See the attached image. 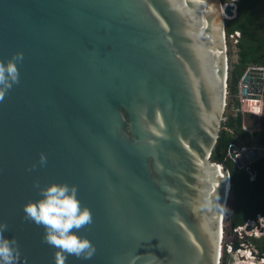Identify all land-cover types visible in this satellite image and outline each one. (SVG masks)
Returning <instances> with one entry per match:
<instances>
[{
  "label": "water",
  "instance_id": "95a60500",
  "mask_svg": "<svg viewBox=\"0 0 264 264\" xmlns=\"http://www.w3.org/2000/svg\"><path fill=\"white\" fill-rule=\"evenodd\" d=\"M234 9L222 0H0V60L23 53L19 82L0 100V224L18 242L19 264H55L43 226L23 211L40 198L37 183L51 182L75 185L93 215L79 234L95 254L66 264H220L230 182L211 156Z\"/></svg>",
  "mask_w": 264,
  "mask_h": 264
},
{
  "label": "trees",
  "instance_id": "16d2710c",
  "mask_svg": "<svg viewBox=\"0 0 264 264\" xmlns=\"http://www.w3.org/2000/svg\"><path fill=\"white\" fill-rule=\"evenodd\" d=\"M237 1V0H233ZM261 0H238L236 16L226 22V32L239 31L238 62L229 74L228 91L231 95L230 106H239L238 83L249 66L264 67V13L255 10L254 3ZM262 22L258 24V18ZM264 101V98H263ZM234 102V103H233ZM248 106V105H247ZM242 116L240 112L226 114L216 148L212 153V160L225 164L231 171L232 189L226 210V220L229 224L227 235L234 227L244 224L248 219L255 218L257 214L264 215V157L255 160L251 167L256 173L254 181L249 180L244 170H237L228 152L231 143L249 145L252 141H245L248 132L241 127ZM253 116V115H252ZM255 119V118H254ZM256 120V119H255ZM255 125L253 138L257 145L264 147V114H260ZM257 249L264 253V237L251 239Z\"/></svg>",
  "mask_w": 264,
  "mask_h": 264
},
{
  "label": "clouds",
  "instance_id": "9594fccd",
  "mask_svg": "<svg viewBox=\"0 0 264 264\" xmlns=\"http://www.w3.org/2000/svg\"><path fill=\"white\" fill-rule=\"evenodd\" d=\"M231 1L232 4L234 2H238V0ZM236 7L237 6H235L234 9V15ZM234 17L235 16H233V18ZM227 35L229 34L226 32V37ZM22 59L23 53L17 52L12 58L8 59L7 62L0 60V100L4 99L6 90L10 89L14 83L19 82V70L17 67V62L21 61ZM245 72H247V69ZM260 73H262V70ZM242 77L240 78L239 85L240 82H242ZM260 84L263 86V81ZM262 86L260 91L258 89V93L260 94H258L256 97L248 96L247 91L246 97L242 96V91L240 93L243 98L250 97L258 100L257 104L249 103L248 105H254L255 108H252L254 113L251 112L250 114L253 116L255 115V118L259 117V109H261L264 104V92L262 90ZM239 89L240 88H238V91ZM237 98L239 100V97ZM240 102L241 100H239V103ZM236 107H240V104ZM238 112L244 115V111ZM236 113L237 112H234L233 114L235 115ZM252 129L255 131V128ZM261 147L263 151H261L259 158L264 157V147ZM40 163L41 165L46 163V157L43 153L40 155ZM36 186L40 193V198L36 199L35 201L30 200L23 205L24 216L26 220L34 223L35 225L43 226V241L56 249L54 252L55 264H66L68 256H74L77 259L83 260L91 259L96 252V246L86 236H81L79 232L81 229H84L86 226L92 223L93 215L87 206L82 207L81 201L77 196V187L66 182H51L44 187H40L37 183ZM5 231H7V224H0V264H19L20 253L18 242L14 237H5Z\"/></svg>",
  "mask_w": 264,
  "mask_h": 264
},
{
  "label": "built area",
  "instance_id": "2783aa9c",
  "mask_svg": "<svg viewBox=\"0 0 264 264\" xmlns=\"http://www.w3.org/2000/svg\"><path fill=\"white\" fill-rule=\"evenodd\" d=\"M233 38V44L238 43L240 33L238 31H233V33L227 35V38ZM260 69L262 73H254L250 81L247 83L240 82L239 88L240 93L242 90L247 91V95L251 97H256L249 91L248 86H254L257 83H261L264 79V68L261 67H248L247 71L251 69ZM257 75V77H255ZM243 97L240 94V100ZM250 98V97H249ZM247 98V99H249ZM242 104V101H241ZM228 105V104H227ZM242 110L240 107H235L234 112ZM226 118L224 119V121ZM242 129L248 132V135L253 137L254 130L252 128L246 127L242 124ZM232 147L236 148L235 158L240 159L244 158L245 162L240 166L236 164L234 158L230 154ZM261 146H258L255 142L250 143L249 145L242 143H231L229 147L228 156L233 161L237 170H244L248 176L249 180L252 181L255 178V171L251 167L252 163L257 160L261 154ZM229 175L230 189L232 187V177L231 171L227 169ZM264 237V215L257 214L255 218L248 219L244 224L234 227V229L227 235L225 221H224V232H223V246L220 257V264H264V253L260 252L257 247L253 245L251 239H260ZM238 243L240 248L233 252L232 244Z\"/></svg>",
  "mask_w": 264,
  "mask_h": 264
},
{
  "label": "rangeland",
  "instance_id": "374dc122",
  "mask_svg": "<svg viewBox=\"0 0 264 264\" xmlns=\"http://www.w3.org/2000/svg\"><path fill=\"white\" fill-rule=\"evenodd\" d=\"M223 3H231L232 1L231 0H222ZM233 4H235V6H237V2H234ZM225 5V4H224ZM254 8L255 10L259 11V13H264V0H261V1H257L256 3H254ZM236 16V11H235V15ZM233 17H228L229 20H231ZM258 24H260L262 22V17L260 15V17L258 18ZM227 49H228V57H229V74L231 72V70L233 69L234 65L238 62V52H239V49H238V46L237 44H233V38H227ZM238 88H239V83H238ZM262 90L264 92V80H263V86H262ZM256 92L255 94H258V91H254ZM260 94V93H259ZM236 97H239V100H240V89L238 91V94L236 95ZM231 100V95L228 91V96H227V107H226V113H225V118L226 117V114H233L234 111H235V107H234V104L230 106L229 104V101ZM258 101V100H256ZM256 101H246V103L244 104V106H242L241 102H240V109L242 110V112L244 111V116H243V125H245L246 127H252V128H255V125L257 126L258 123L257 122V119L258 118H255V115L252 116L250 113L253 112V109L252 108H255L254 105H251V106H247L249 105V103L251 104H257ZM234 103V102H233ZM259 104V103H258ZM263 104V103H261ZM260 110V114H264V104H263V107H261ZM254 113V112H253ZM260 116V115H258ZM256 120H255V119ZM255 124V125H254ZM245 141H254V138L251 137V136H247L246 140ZM240 143H243V141L240 140ZM264 156V154H263ZM224 221H225V227L227 229V227H229V224L227 223V220H226V214H225V218H224ZM226 233H227V230H226Z\"/></svg>",
  "mask_w": 264,
  "mask_h": 264
},
{
  "label": "bare ground",
  "instance_id": "6f19581e",
  "mask_svg": "<svg viewBox=\"0 0 264 264\" xmlns=\"http://www.w3.org/2000/svg\"><path fill=\"white\" fill-rule=\"evenodd\" d=\"M207 8H212L211 5H206ZM222 29H221V26L219 25V23L215 22L214 23V34H213V40H212V44L213 45H218L222 42ZM255 77H257V75H255ZM258 86H259V83L255 84L254 86H248L249 88V91H251V93H253V95L255 96H258V94H255L256 92L254 91H258ZM257 99H254V98H250V99H247V98H242L241 101H242V106H244V104L246 103V101H256ZM258 102V101H256ZM222 169V167H220V170ZM210 174V177L211 179L213 178V181L212 182V190H215L217 189V186L220 185V182L219 180L216 178V175L214 173V171L211 170V172L209 173ZM219 174V172L217 173V175ZM216 178V179H215ZM229 190H230V187H229Z\"/></svg>",
  "mask_w": 264,
  "mask_h": 264
},
{
  "label": "crops",
  "instance_id": "0c3cea01",
  "mask_svg": "<svg viewBox=\"0 0 264 264\" xmlns=\"http://www.w3.org/2000/svg\"><path fill=\"white\" fill-rule=\"evenodd\" d=\"M244 116V115H243Z\"/></svg>",
  "mask_w": 264,
  "mask_h": 264
}]
</instances>
